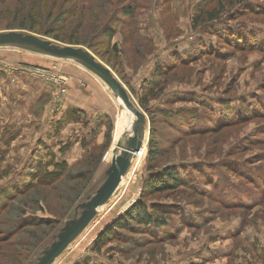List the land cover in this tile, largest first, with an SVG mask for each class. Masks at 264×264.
Returning <instances> with one entry per match:
<instances>
[{
  "label": "rangeland",
  "instance_id": "rangeland-1",
  "mask_svg": "<svg viewBox=\"0 0 264 264\" xmlns=\"http://www.w3.org/2000/svg\"><path fill=\"white\" fill-rule=\"evenodd\" d=\"M129 6L131 17L122 13ZM218 8L217 21L194 25ZM30 11L33 35L90 51L150 125L118 195L55 264H264V0H7L0 32L18 28ZM88 74L99 87L84 82ZM92 76L70 62L0 49V236L31 219L50 221L28 228L29 236L13 233L12 249L14 241L0 245L19 249L23 264L51 244L111 162L119 108ZM73 82L79 94L99 98L102 115L65 110ZM131 124L124 111L120 139ZM154 130L159 158L151 171ZM64 165L69 173L56 190L19 196L38 185L39 172ZM166 167L192 187L147 195L151 172ZM140 202L161 209L167 224H130L98 247L100 235ZM22 239L30 241L23 248Z\"/></svg>",
  "mask_w": 264,
  "mask_h": 264
},
{
  "label": "water",
  "instance_id": "water-1",
  "mask_svg": "<svg viewBox=\"0 0 264 264\" xmlns=\"http://www.w3.org/2000/svg\"><path fill=\"white\" fill-rule=\"evenodd\" d=\"M0 49H12L37 55L40 57L73 63L100 80L118 104V119L114 137V148L111 162L104 172L96 192L75 209L72 219L53 237L48 245L36 258L34 264H55L70 247L85 233L98 217L101 209L118 195L123 180L132 167L135 154L143 147L149 135V122L144 113L132 101L126 87L118 80L111 69L87 49L59 44L39 36L19 32H0ZM134 116L128 133L120 139L119 125L123 122L124 111ZM129 129L126 128V131Z\"/></svg>",
  "mask_w": 264,
  "mask_h": 264
},
{
  "label": "trees",
  "instance_id": "trees-1",
  "mask_svg": "<svg viewBox=\"0 0 264 264\" xmlns=\"http://www.w3.org/2000/svg\"><path fill=\"white\" fill-rule=\"evenodd\" d=\"M7 0H0V3H4ZM22 12L21 9H18L16 11V14L14 13V18H18L16 15L18 13ZM122 13L124 14V16H133L134 15V10L131 6H129L128 8H124V10L122 11ZM28 16H25L22 20L20 25H18V28H16L19 31H26L29 30L30 33H36L34 31L35 26H32L33 21L34 20V15H33V11H30L29 14H27ZM221 15V8H218L217 10H209V11H204L201 13L200 16H198L195 20L194 25L197 27L199 25L203 24H207V23H214L215 21L218 20V17H220ZM16 29H6V30H13L16 31ZM47 36L51 35L50 33H46ZM107 38H109L108 40L111 42L114 37L115 34L113 33V30H110L108 32H106ZM58 40V39H55ZM142 106L145 107L147 109V104H145L142 101ZM157 130H154L152 132L153 135V140L150 141V154H149V159L150 162H153V164L151 163V171L153 169H155L154 165L157 162L158 158H159V153L157 150ZM109 135V134H108ZM153 151H156L155 154H157L156 158H153L152 156L154 155ZM157 169V168H156ZM43 171V170H42ZM39 172L36 176V178H38V176L40 175V177L38 178V185H32L30 186V188L26 191V192H21L19 194V196H26L28 195L33 189H37L39 187L45 186L48 187L49 189L51 188H55V184H58V182H60V180H62L63 178L66 177V175L69 173L67 171L66 166H62L60 167V169L57 172H53L52 174L50 173H42ZM196 172H199L197 169L195 170ZM183 172H181L180 170L176 169V168H172V167H166L160 171H155V172H151L149 178L145 181V190L144 192L147 195H165V194H172V193H176L178 191H180L181 189H183L184 187H192V184H190L191 182H188L187 179L183 178ZM72 179H74V177H71L68 179V182L71 181ZM92 189H90L91 191L89 193H86L87 195L90 194L92 191V195L96 192V190L99 188L98 185L93 184ZM56 190V188H55ZM18 196V198H19ZM85 197V196H84ZM83 197V198H84ZM17 198V199H18ZM82 198V199H83ZM17 199L13 198L11 199V203L15 202ZM81 199V200H82ZM35 200H37L38 203H40V199L39 198H35ZM77 199L75 201V205H73V209L74 211H72L70 213V219L73 218L74 214H75V209L76 207L81 204L80 201L77 203ZM144 203V202H143ZM142 202L140 203H136L133 207H131V209L129 210V212L120 220L116 221L112 227L107 228V230L105 232L102 233V235H100L99 239H98V247H103L102 245H104L109 239H111L115 232L118 229H128L130 227V224L133 225H137L138 227H147V228H151L153 226H162V225H166L167 223L163 220H161L160 218V214H161V209H154V210H149L146 205H144ZM6 208V205L4 206V209ZM11 209L9 210L8 213H11V211L13 210L12 207H10ZM18 211V210H17ZM23 211H25V209H23ZM69 219V220H70ZM50 225V221L44 218H37V219H31L29 221H27L25 224H23V222L19 225V228L15 230V232H12L10 235L7 236H0V245H6L10 244L11 241L16 240V233H19V235H23V236H29L31 233H34L32 230L30 232V234L28 235V228L33 227V228H44L46 229V227H49ZM60 230V228L56 231V233H58V231ZM15 233V235L13 236L12 234ZM53 233L51 234L52 236H54ZM2 235V234H0ZM27 242H30L29 240L26 239H22V241H19V243L17 245H19L21 248L24 247L23 244H26ZM53 242V238L51 240V243ZM22 243V245H21ZM15 241L13 242L12 245H9L10 248L8 249H12L15 246ZM50 245V244H48ZM47 245V246H48ZM46 246V247H47ZM27 247V246H25ZM45 249V247L41 250L43 251ZM41 253V252H40ZM39 253V254H40ZM36 255V257L31 260V261H27L26 264H34L36 258L39 256ZM0 260L1 263L0 264H23L24 262V256L23 254H20V250L19 249H15V250H11V252H8L7 249H5V246L2 247L0 249Z\"/></svg>",
  "mask_w": 264,
  "mask_h": 264
},
{
  "label": "crops",
  "instance_id": "crops-1",
  "mask_svg": "<svg viewBox=\"0 0 264 264\" xmlns=\"http://www.w3.org/2000/svg\"><path fill=\"white\" fill-rule=\"evenodd\" d=\"M81 78L85 79H83L84 82L89 81V83L94 87H99V82L95 78L92 80L93 78H91L89 74L84 75V77L82 76ZM71 86L72 90L69 91L67 96L68 100L65 105V110L69 109L71 112L78 111L86 115L88 114L90 117H92L93 114L102 115V104L99 102V98L95 99V96L90 92H88V94L85 92H81V94H79L80 92L74 89V82L71 84Z\"/></svg>",
  "mask_w": 264,
  "mask_h": 264
},
{
  "label": "bare ground",
  "instance_id": "bare-ground-1",
  "mask_svg": "<svg viewBox=\"0 0 264 264\" xmlns=\"http://www.w3.org/2000/svg\"><path fill=\"white\" fill-rule=\"evenodd\" d=\"M126 112H127V113L129 114V116H130V113H129L127 110H126ZM130 117H131V123H132V118H133L134 116L131 114ZM136 154H137V153H136ZM136 154H135V157H136ZM124 180H125V179H124ZM124 180H123V182H124ZM123 182H122V183H123ZM121 185H122V184H121ZM101 210H102V209H101Z\"/></svg>",
  "mask_w": 264,
  "mask_h": 264
},
{
  "label": "built area",
  "instance_id": "built-area-1",
  "mask_svg": "<svg viewBox=\"0 0 264 264\" xmlns=\"http://www.w3.org/2000/svg\"><path fill=\"white\" fill-rule=\"evenodd\" d=\"M61 81V83H64V81L63 80H60Z\"/></svg>",
  "mask_w": 264,
  "mask_h": 264
}]
</instances>
